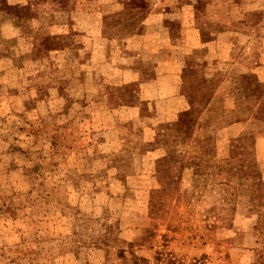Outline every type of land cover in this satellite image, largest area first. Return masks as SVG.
Returning a JSON list of instances; mask_svg holds the SVG:
<instances>
[{"label":"rangeland","instance_id":"1","mask_svg":"<svg viewBox=\"0 0 264 264\" xmlns=\"http://www.w3.org/2000/svg\"><path fill=\"white\" fill-rule=\"evenodd\" d=\"M5 1L0 264H264V0Z\"/></svg>","mask_w":264,"mask_h":264},{"label":"trees","instance_id":"2","mask_svg":"<svg viewBox=\"0 0 264 264\" xmlns=\"http://www.w3.org/2000/svg\"><path fill=\"white\" fill-rule=\"evenodd\" d=\"M24 9H26V7L19 5H9L6 3L5 0H0V11L9 10L12 14L18 16L20 11ZM189 94L193 98L192 101L196 100L193 96L194 94ZM189 94H186L187 98L189 97ZM191 114L192 107L188 110H183L180 117V121L182 122V124L178 125L176 129L182 130L184 127H186V124L188 123ZM157 170L159 172L162 171L161 169ZM252 175H254V178H257V182H254V185H256L258 189L263 190L264 181L262 180V176L260 174ZM164 177L166 176H163V178ZM251 193L255 196L254 192L251 191ZM261 196L262 198L264 197V195ZM169 226L170 225L167 226V230L175 232L176 227L173 226L172 230H170ZM157 236H160V241L157 240ZM172 239H175V237L169 235L167 232L157 233V231H150L139 241L127 242V246L125 249H119L118 258H121L124 264H207L204 260V256H202L201 258L192 257L186 259V256H184V254L177 253L173 248L170 247V242ZM144 245H148V249L153 250L150 255L139 254L136 252L135 247L141 248Z\"/></svg>","mask_w":264,"mask_h":264}]
</instances>
